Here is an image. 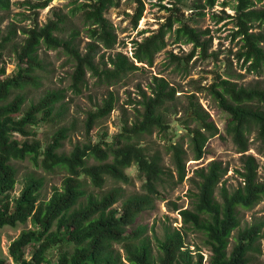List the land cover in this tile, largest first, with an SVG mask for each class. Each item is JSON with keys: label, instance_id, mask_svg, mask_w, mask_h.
Returning <instances> with one entry per match:
<instances>
[{"label": "trees", "instance_id": "1", "mask_svg": "<svg viewBox=\"0 0 264 264\" xmlns=\"http://www.w3.org/2000/svg\"><path fill=\"white\" fill-rule=\"evenodd\" d=\"M169 1L176 9H168L172 13L158 31L135 41L132 58L123 52L106 54L118 44L115 25L106 13L121 0H72L73 7L68 12L53 10L45 24L24 28V41L14 49L17 69L5 79L4 54L14 44L16 30L11 29L8 35L2 36L0 228L15 227L28 220L35 226L23 231L11 243L9 253L15 264H48L47 254L54 247L61 248L56 264H207L201 249L193 251L187 245L186 235L190 231L204 235L210 250L209 264H251L255 256L264 257V221L243 226L240 216L242 210H251L264 200V169L260 174V162L248 153L255 144L264 157V87L239 85L221 75L207 87L228 115L225 130L241 153L242 167L236 170L241 182L233 189L222 184L229 168L219 161L196 169L189 178L191 206L173 208L179 211L182 226L164 223L163 235L154 236L155 246L147 234L148 225H135L138 218L154 208L157 199H164L163 190L185 181L189 157L202 159L209 140L220 134L219 127L197 93L187 95L183 101L167 79L155 76L149 92L142 89L139 99L131 102L135 105L134 115L126 120L119 133L107 140L105 132L95 142L89 136L95 122L107 118L115 109L118 100L111 88L144 69L138 63L153 65L155 56L166 47V35L175 23H179L175 31L177 38L193 44L187 60L172 53L171 60L176 67L188 66L198 48L205 58L209 56V42L203 39L205 32L177 15L179 4L184 0ZM217 1L206 0V5L214 6ZM51 2L44 0L34 6L45 9ZM132 2L136 4L132 20L137 27L144 15L145 2ZM235 2L233 17L238 29L233 37L242 42L236 53L238 60L248 64L250 71L264 73V7L258 8L254 0ZM10 7L11 0H0V13L9 11ZM77 20L82 23L80 26L87 38L83 48L78 39ZM69 24L75 26L70 29ZM42 47L66 55L67 62L74 67L71 85L76 94L89 84L88 74L95 78V85L108 91L102 104L87 113L84 123L88 139L83 144L77 143L69 153L62 148L72 127H60L46 146L34 131L42 122L53 124L62 118L63 90L48 91L23 110L27 90L38 88V71L45 68L39 54ZM14 92L15 96L10 99ZM178 113V126L183 133H178L169 123L172 114ZM155 132L163 140L161 147L148 142ZM164 155L170 156L173 168L166 167ZM27 158L46 172L65 173L61 187L54 188L48 200L41 199L44 181L37 176H32L18 198L9 197L18 182L13 162ZM131 167L136 168V178L142 183L140 190L126 194L123 185L134 183L127 173ZM109 181L113 185L105 193H94ZM28 246L33 247L31 259L25 254ZM0 264L10 263L0 257Z\"/></svg>", "mask_w": 264, "mask_h": 264}, {"label": "rangeland", "instance_id": "2", "mask_svg": "<svg viewBox=\"0 0 264 264\" xmlns=\"http://www.w3.org/2000/svg\"><path fill=\"white\" fill-rule=\"evenodd\" d=\"M41 1L44 0H11L10 10L0 13V40L2 36L8 35L11 29L16 30V34H13L14 44L4 54L6 75L3 79L14 75L17 69L18 59L14 49L19 48L24 41V28L31 27L36 23L45 24L48 18L53 15V10L68 12L73 7L72 0H52L45 9L35 8L34 5ZM254 1L258 8L264 7V0ZM144 2V15L137 27H134L132 20L134 7L136 6L132 0H121L118 6L111 7L107 11L106 16L114 23L118 35L116 49L107 51V56L110 53L123 52L132 58L135 51V41H141L158 31L159 27L167 21L172 13L168 9H176L172 4L173 2L169 0L163 2L144 0ZM206 3V0H184L179 4L177 15L184 17L192 27L205 32L203 39L209 42V56L205 58L201 54V49L198 48L190 58L188 66L184 68L176 67L171 60L172 53L182 58L185 57L187 60L193 51V44L185 42L183 38H177L175 31L179 27V23H175L173 30L166 35V47L155 56L153 65L148 66L138 63L144 69L135 72L125 83L111 88L118 100L115 109L107 118L95 122L89 135L92 136V140L95 142L104 137L105 132L108 133L107 140H111L112 136L119 133L126 120H131L134 115L135 105L131 102H136L139 99L142 89L149 92L150 83L155 76L167 79L178 90L177 94L181 95L183 101L187 100V95L197 93L200 102L219 127L220 134L209 140L203 158L193 160L192 156L189 157L185 181L176 187L163 190L164 199H157L155 207L146 210L138 218L135 225H148L147 234L153 240L154 246V236L163 235L164 223L176 227L182 226L179 211H175L173 208L175 205L181 208L191 206L189 197L191 183L189 178L194 175L196 169L207 167L212 161L222 162L223 166L229 168L228 173L222 179V184L230 189L240 185L241 178L236 170L242 167L241 153L238 152L232 138L226 133L228 115L220 109L206 90L207 87L216 80L218 75L223 78L227 77L239 83V85L264 87V73L250 71L248 64L245 65L243 60L239 61L236 55L242 42L239 38L235 39L233 37L234 32L238 29L233 17L235 15L233 9L236 3L235 0H218L214 6H208ZM202 5H206V7H202ZM76 25L80 30L78 39L81 41V47L83 48L87 38H85L84 30L80 26L82 23L77 20ZM74 26L69 24L70 29ZM39 54L40 58L44 59L45 68L38 71V77L40 78L38 88L32 87L27 90V101L23 106V110H26L31 103L39 101L48 91L63 90L65 111L62 118L53 124L42 122L34 128V131L42 145L46 146L53 133L60 127H72L62 148V151L69 153L77 143L83 144L88 139L84 123L87 113L90 110L97 109L102 104L108 91L105 87L95 85V78H90V74H88L89 84L83 88L82 92L76 94L71 85V73L74 67L70 62H67L66 55L57 50H49L44 47L40 48ZM200 89L203 90L198 92ZM14 96L15 92L10 99ZM179 117L180 113L172 114L169 123L178 133H183V129L178 126L180 124ZM16 136L24 139L19 134ZM254 136L253 134L252 138ZM148 142L160 147L163 144L158 132H155L148 139ZM248 153L257 157L261 165V174L264 169V157L258 153L255 144L251 145ZM93 162L94 160L91 161V163ZM164 162L166 167L173 168L169 155H164ZM13 163L18 171V182L15 189L10 193V198H18L32 176L41 177L44 181L41 189L42 200H48L54 188L61 187L65 175L63 171L46 172L42 167L36 166L30 158L15 160ZM127 173L133 177L134 183L123 185L126 194L140 190L142 182L136 178V168H129ZM112 185V181H109L102 189L94 190V193H105ZM120 204L121 202L116 206L119 207ZM240 216L243 226L257 220L264 221V200L251 210H242ZM34 228L35 226L31 220H28L25 224L20 223L15 227L5 226L0 228V257L10 264H15L9 253L11 243L23 231ZM186 242L193 251L201 249L205 256V262L209 264L210 250L205 243L204 235L190 231L186 235ZM116 248L124 253L120 245H117ZM60 250L61 248L54 247L49 251L47 254L48 264L57 263ZM32 251V246L25 248L27 259H31ZM251 264H264V257L262 255L255 256Z\"/></svg>", "mask_w": 264, "mask_h": 264}]
</instances>
